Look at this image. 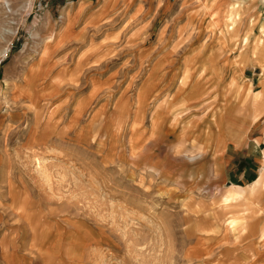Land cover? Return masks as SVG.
Wrapping results in <instances>:
<instances>
[{"label":"rangeland","instance_id":"rangeland-1","mask_svg":"<svg viewBox=\"0 0 264 264\" xmlns=\"http://www.w3.org/2000/svg\"><path fill=\"white\" fill-rule=\"evenodd\" d=\"M79 1L0 0V264H264V191L224 202L211 169L224 106L226 142L264 139V73L236 72L206 0Z\"/></svg>","mask_w":264,"mask_h":264},{"label":"crops","instance_id":"crops-1","mask_svg":"<svg viewBox=\"0 0 264 264\" xmlns=\"http://www.w3.org/2000/svg\"><path fill=\"white\" fill-rule=\"evenodd\" d=\"M225 2L226 0L218 1V3L220 4L223 3L222 6H224L223 7L224 11H226L227 7L230 4H232L234 1L229 2V3L227 2L226 4ZM257 2L258 0L254 2L252 0H249L246 3H238V4L242 6L241 10H245V9L248 10L247 15L254 14L253 16L254 19H257V17H259L256 28L259 27L260 29V26H261L260 24H264V18L255 9ZM86 3H91V0H80L78 3V7H81L85 5ZM222 17L220 19L224 22L223 24H225V18H226L225 12H223ZM68 19H70V17H68ZM206 29L208 30L210 37L212 38L216 37L218 42L221 44V46L223 48H228L230 55L234 56L232 65L236 69V72L238 71L239 73L240 71L242 73L247 67H253V68L259 69L261 73H264V60L261 61L260 63L254 62L253 60H249L250 64H246L245 61L241 59V56H239L243 52L242 43L239 44L236 41L239 38L238 37L239 31L226 34V36L223 38V37H219L218 35L219 33H217L216 30H213L212 25L209 24L208 22H207ZM250 29H252L251 25H250ZM261 50L264 54V42L261 46ZM257 51H258V47L256 48L255 53L252 52V54L256 55ZM208 60H210V58H208ZM211 66L215 70V66L213 64ZM206 69L207 68L203 66L198 73H204ZM210 77L212 78V75ZM213 77L214 79L216 78L223 79L225 76L222 75V73H215ZM220 82L221 81H215V80L210 81L208 82L207 87L205 83L202 82L200 85H198L197 90L204 92L210 89L211 92L213 93L218 88L219 90H221L222 93H224L225 87ZM234 86H235V80L232 79L229 82V87L234 88ZM262 86H263L262 93L256 94L254 96L253 98L254 100H252L251 102L252 106H254L255 104L261 105L260 103L264 101V83ZM235 99L241 100L242 96L241 97L237 96L235 97ZM226 108H227V105L224 106L223 110L219 112L218 119L217 120L216 118L214 119V122L217 125V129L220 132L218 148H220L223 151L219 154H216V156H214L211 169L214 175L218 178V180L221 183L225 184L228 187L230 186V189H228L224 194V197H223L224 199H229V197H232V196H235V198H237L238 194H244V193L247 195V197L249 195L252 196L254 192L255 194L257 193L261 194L264 191V187H260V188L258 187L255 189V185L258 183V180L264 169V139L261 136V133L256 134L255 132L256 130L252 129V131H250L247 135L242 136V137L236 136V137L230 138L226 142L225 136H226L227 127H226V124L223 122L224 112ZM258 118H259V113L255 112L253 114V117L251 118V122L252 123L256 122ZM206 142H208L207 139L203 141L204 144ZM247 187H249L247 191L240 190V189H244ZM234 189H238L239 191L235 192ZM262 236H264V234Z\"/></svg>","mask_w":264,"mask_h":264},{"label":"bare ground","instance_id":"bare-ground-1","mask_svg":"<svg viewBox=\"0 0 264 264\" xmlns=\"http://www.w3.org/2000/svg\"><path fill=\"white\" fill-rule=\"evenodd\" d=\"M219 0H206L205 3L206 5H204V17L205 19H207L208 23L212 25V29L216 30L217 33H219L220 37H225L226 34H230L232 32H237L238 28H239V24L241 22V19L243 17V15L245 14V10H241V5L238 3H242V2H237L234 1L232 4H230L227 7V10L224 11L222 4L218 3ZM249 1V0H248ZM247 1V2H248ZM253 2L256 0H252ZM236 2V3H235ZM227 2H225L226 4ZM246 3V2H245ZM223 10V11H222ZM223 12L226 13V18H225V24H223L224 22L220 19L223 15ZM223 18V17H222ZM251 19V20H250ZM249 23L253 28L254 25V21L255 19L250 18ZM259 33H260V37H264V24H261L260 29H259ZM237 41V40H236ZM243 43V49L246 48L247 44H248V39L243 38L242 42ZM260 43V40L258 42V44ZM256 48L254 49V53L256 51ZM260 188V187H264V171H262L261 176L258 180V183L255 185V189L256 188ZM235 192H238V189H234ZM257 194H255V192L253 193L252 196H248V197H253ZM247 195L244 194H238V197L235 198V196L229 197V199H224V202H231V201H235L238 202L239 200L245 198ZM226 226L231 230H229L227 228L228 231L232 232L233 230H235V227L237 226V224L235 223V221L232 222H226Z\"/></svg>","mask_w":264,"mask_h":264}]
</instances>
